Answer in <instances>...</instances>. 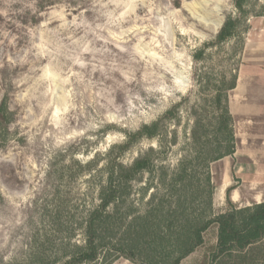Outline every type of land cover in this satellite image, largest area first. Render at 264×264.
<instances>
[{
    "label": "rangeland",
    "instance_id": "374dc122",
    "mask_svg": "<svg viewBox=\"0 0 264 264\" xmlns=\"http://www.w3.org/2000/svg\"><path fill=\"white\" fill-rule=\"evenodd\" d=\"M246 10L237 37L194 60L225 18L236 16L233 0H0V103L8 119L0 130V264H27L35 254L59 264L82 246L108 154L118 152L127 133L180 104L165 147L143 139L118 159L129 165L153 148L156 165L153 175L131 184L119 216L129 208L142 212L149 194H163L160 167L172 174L193 154L196 126L209 135L213 95L237 73L246 41L260 33L264 0H251ZM257 141L243 147L240 160L231 158L235 206L264 201V145ZM250 152L258 157L247 158ZM89 161L96 164L85 170ZM210 166L217 187L221 164ZM202 179L197 167L192 184ZM147 182L153 189L142 197ZM216 189L214 216L227 208L225 192L217 199ZM216 232L212 226L181 264H204ZM118 261L112 264H129Z\"/></svg>",
    "mask_w": 264,
    "mask_h": 264
},
{
    "label": "trees",
    "instance_id": "16d2710c",
    "mask_svg": "<svg viewBox=\"0 0 264 264\" xmlns=\"http://www.w3.org/2000/svg\"><path fill=\"white\" fill-rule=\"evenodd\" d=\"M250 1L233 0L236 16L225 18L215 39L204 45L194 60L201 58L206 47L219 46L238 36ZM259 16L264 17V14ZM235 81L236 75H233L229 84L223 88L219 86L213 95L209 135L207 132L200 134L197 126L192 130L193 154L182 159L172 174L160 167L163 173L158 183L163 194H149L142 212L129 208L119 216L117 211L126 203L131 184L144 174L153 175L156 170L153 148L129 165L120 163L119 157L143 139L157 140L159 147H165L167 124L176 119L180 104L173 105L155 121L126 134V141L118 146V152L110 157L108 154L105 182L97 191L98 204L84 221V244L74 246L68 258L59 264H96L100 260L103 264H112L119 259L131 264H181L204 245V234L212 226L217 231L216 242L207 252L204 264H264V201L238 208L230 199L234 188L229 187L225 191L226 210L215 216L211 212L215 187L211 182L210 165L235 152L233 121L227 105V94L235 87ZM7 122V109L1 102L2 132ZM174 141L175 136L171 143ZM95 164L89 161L83 168L89 170ZM197 167L203 171V179L193 185L192 175ZM152 189V183L147 182L141 189L142 197ZM110 207L113 208L111 212L108 211ZM27 264L47 263L40 254H35Z\"/></svg>",
    "mask_w": 264,
    "mask_h": 264
},
{
    "label": "crops",
    "instance_id": "0c3cea01",
    "mask_svg": "<svg viewBox=\"0 0 264 264\" xmlns=\"http://www.w3.org/2000/svg\"><path fill=\"white\" fill-rule=\"evenodd\" d=\"M259 25L261 28L257 37L247 40L244 44L241 63L235 74V87L227 94V105L232 117L235 137V152L232 156L237 160L241 159L244 146L256 144L257 140L264 145V18H261ZM232 156L213 163L221 164L222 168L218 186L215 187L217 199H220L222 193L224 194L231 185L232 174L229 165ZM246 157L250 159L258 156L250 152ZM259 157L263 159L264 154H259ZM235 168L236 166L233 167ZM210 174L212 175L211 170ZM230 198L233 204L240 205L236 190L232 191ZM259 203L261 202L254 204ZM249 206L251 205L237 207ZM124 262L129 263L126 260Z\"/></svg>",
    "mask_w": 264,
    "mask_h": 264
},
{
    "label": "water",
    "instance_id": "95a60500",
    "mask_svg": "<svg viewBox=\"0 0 264 264\" xmlns=\"http://www.w3.org/2000/svg\"><path fill=\"white\" fill-rule=\"evenodd\" d=\"M161 32L164 35L166 42L171 46L173 42V33L168 18L162 19Z\"/></svg>",
    "mask_w": 264,
    "mask_h": 264
}]
</instances>
